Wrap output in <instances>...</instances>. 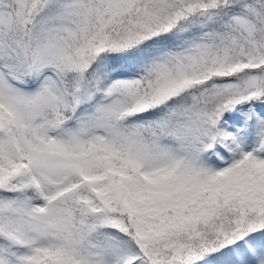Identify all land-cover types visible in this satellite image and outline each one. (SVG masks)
Instances as JSON below:
<instances>
[{"label": "snow or ice", "instance_id": "6c2138e0", "mask_svg": "<svg viewBox=\"0 0 264 264\" xmlns=\"http://www.w3.org/2000/svg\"><path fill=\"white\" fill-rule=\"evenodd\" d=\"M0 264H264V0H0Z\"/></svg>", "mask_w": 264, "mask_h": 264}]
</instances>
